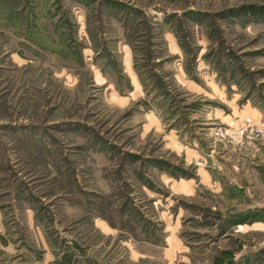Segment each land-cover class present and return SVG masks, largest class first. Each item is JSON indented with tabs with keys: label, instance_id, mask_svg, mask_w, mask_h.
<instances>
[{
	"label": "rangeland",
	"instance_id": "374dc122",
	"mask_svg": "<svg viewBox=\"0 0 264 264\" xmlns=\"http://www.w3.org/2000/svg\"><path fill=\"white\" fill-rule=\"evenodd\" d=\"M260 14L0 0V264H264Z\"/></svg>",
	"mask_w": 264,
	"mask_h": 264
},
{
	"label": "crops",
	"instance_id": "0c3cea01",
	"mask_svg": "<svg viewBox=\"0 0 264 264\" xmlns=\"http://www.w3.org/2000/svg\"><path fill=\"white\" fill-rule=\"evenodd\" d=\"M256 110V109H255ZM254 110V111H255ZM257 113H259L258 110H256ZM256 115V114H254ZM260 116L262 114H259ZM3 236V240H4V245L5 247L9 246V241L5 238L4 234H1ZM57 247L55 246H50L49 244L45 245V247L43 248L44 251V258L40 261L43 262L41 264H78L79 262L76 263V259L79 258V256H77L78 253H69L67 254V256H64V258H62L61 254H58L57 252ZM6 249V248H4ZM39 262H36L35 264H38ZM39 263V264H40Z\"/></svg>",
	"mask_w": 264,
	"mask_h": 264
},
{
	"label": "built area",
	"instance_id": "2783aa9c",
	"mask_svg": "<svg viewBox=\"0 0 264 264\" xmlns=\"http://www.w3.org/2000/svg\"><path fill=\"white\" fill-rule=\"evenodd\" d=\"M245 126L250 128L252 133H254L255 131L257 133H260L262 135V138L264 139V126L260 122H255L251 118H247ZM247 127L241 128L232 133L238 136V138L242 139L244 137L245 131L248 129ZM226 133L228 134L229 132L227 131Z\"/></svg>",
	"mask_w": 264,
	"mask_h": 264
},
{
	"label": "trees",
	"instance_id": "16d2710c",
	"mask_svg": "<svg viewBox=\"0 0 264 264\" xmlns=\"http://www.w3.org/2000/svg\"><path fill=\"white\" fill-rule=\"evenodd\" d=\"M257 17L263 18L264 19V14H260L259 16L257 15Z\"/></svg>",
	"mask_w": 264,
	"mask_h": 264
}]
</instances>
